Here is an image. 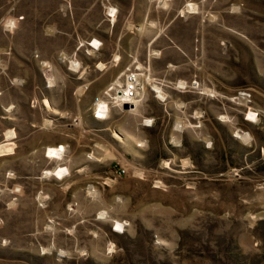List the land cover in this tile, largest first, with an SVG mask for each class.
<instances>
[{
  "label": "rangeland",
  "instance_id": "374dc122",
  "mask_svg": "<svg viewBox=\"0 0 264 264\" xmlns=\"http://www.w3.org/2000/svg\"><path fill=\"white\" fill-rule=\"evenodd\" d=\"M0 264H264V0H0Z\"/></svg>",
  "mask_w": 264,
  "mask_h": 264
},
{
  "label": "built area",
  "instance_id": "2783aa9c",
  "mask_svg": "<svg viewBox=\"0 0 264 264\" xmlns=\"http://www.w3.org/2000/svg\"><path fill=\"white\" fill-rule=\"evenodd\" d=\"M139 81L138 76L134 72H129L125 75L123 88L119 91L120 104H132L138 97ZM130 106V105H129Z\"/></svg>",
  "mask_w": 264,
  "mask_h": 264
},
{
  "label": "bare ground",
  "instance_id": "6f19581e",
  "mask_svg": "<svg viewBox=\"0 0 264 264\" xmlns=\"http://www.w3.org/2000/svg\"><path fill=\"white\" fill-rule=\"evenodd\" d=\"M76 65H77V64H76ZM77 66H78V65H77ZM77 66H76V67H77ZM118 97H119V96L117 95V98H118ZM131 105H132V104H131ZM99 107H103V106H99ZM99 107H98V108H99ZM133 107H134V106H133ZM134 108H135V107H134ZM97 114H98V113H97Z\"/></svg>",
  "mask_w": 264,
  "mask_h": 264
},
{
  "label": "water",
  "instance_id": "95a60500",
  "mask_svg": "<svg viewBox=\"0 0 264 264\" xmlns=\"http://www.w3.org/2000/svg\"><path fill=\"white\" fill-rule=\"evenodd\" d=\"M128 106H129V105H127V104H124V108H128Z\"/></svg>",
  "mask_w": 264,
  "mask_h": 264
}]
</instances>
